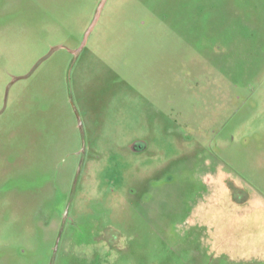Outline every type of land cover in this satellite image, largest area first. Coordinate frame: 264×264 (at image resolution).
I'll return each mask as SVG.
<instances>
[{
	"label": "rangeland",
	"instance_id": "rangeland-1",
	"mask_svg": "<svg viewBox=\"0 0 264 264\" xmlns=\"http://www.w3.org/2000/svg\"><path fill=\"white\" fill-rule=\"evenodd\" d=\"M0 0V264H264V0Z\"/></svg>",
	"mask_w": 264,
	"mask_h": 264
},
{
	"label": "water",
	"instance_id": "water-1",
	"mask_svg": "<svg viewBox=\"0 0 264 264\" xmlns=\"http://www.w3.org/2000/svg\"><path fill=\"white\" fill-rule=\"evenodd\" d=\"M106 0H101L97 10H96V13H95V16L93 18V21L91 22V25L89 26V28L87 29V31L85 32L84 34V37H83V41H82V45H81V48H83V46L85 45V42H86V39L88 37V35L90 34L91 30L93 29L97 19H98V16H99V13L104 5Z\"/></svg>",
	"mask_w": 264,
	"mask_h": 264
}]
</instances>
